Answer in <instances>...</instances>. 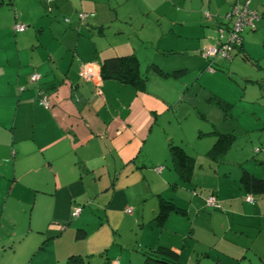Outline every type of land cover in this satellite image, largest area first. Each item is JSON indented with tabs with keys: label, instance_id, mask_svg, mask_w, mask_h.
<instances>
[{
	"label": "crops",
	"instance_id": "obj_1",
	"mask_svg": "<svg viewBox=\"0 0 264 264\" xmlns=\"http://www.w3.org/2000/svg\"><path fill=\"white\" fill-rule=\"evenodd\" d=\"M235 1L0 4L12 10L0 13V264L103 254L108 264H143L157 246L181 264H264V193L240 180L245 170L264 179V0H250L256 19L229 63L216 60L209 72L203 55L227 36ZM42 4L62 22L38 15ZM128 54L147 66L141 90L99 75L104 58ZM83 64L94 82L80 77ZM211 105L232 131L203 112ZM236 131L226 153L208 154L217 133ZM170 145L187 155V171Z\"/></svg>",
	"mask_w": 264,
	"mask_h": 264
},
{
	"label": "trees",
	"instance_id": "obj_2",
	"mask_svg": "<svg viewBox=\"0 0 264 264\" xmlns=\"http://www.w3.org/2000/svg\"><path fill=\"white\" fill-rule=\"evenodd\" d=\"M4 0H0L2 4ZM157 69L154 65L149 66ZM99 75L103 79H115L120 83L129 84L138 90L143 89L146 81V71H141L140 63L136 55L128 54L123 56L106 57L101 61L99 67ZM42 92H39V98ZM218 103V102H217ZM237 136L232 133H217L216 140L210 147L208 154L211 157H218L228 151L235 143ZM170 156L175 162L178 171L181 169L187 171L188 157L185 155L181 147L170 145ZM241 183L248 192L264 193V179L253 176L246 170L241 176ZM176 208L172 203L163 202V207ZM161 215V212H160ZM68 264H82L79 259L73 258ZM143 264H181L176 252L165 246H157L153 250L145 252Z\"/></svg>",
	"mask_w": 264,
	"mask_h": 264
},
{
	"label": "built area",
	"instance_id": "obj_3",
	"mask_svg": "<svg viewBox=\"0 0 264 264\" xmlns=\"http://www.w3.org/2000/svg\"><path fill=\"white\" fill-rule=\"evenodd\" d=\"M250 0H236L231 8L230 12L227 14L228 20H230V25L227 29V36L225 38L222 37V29H220V40L214 46H208L203 48V55L208 60L207 70L209 72L215 71V62L216 60H225L230 59L232 56V51L234 48H238L241 46L242 37L241 34L245 27L253 26L254 19H256L255 13L249 10ZM205 16H209L205 13ZM87 17L86 13H79L78 18L83 20ZM15 31H23L25 26L23 24L17 23L14 26ZM80 77L88 82H94L96 78V71L90 64H83L81 70L79 71ZM40 75L37 72H33L30 75V80L35 82L38 80ZM39 101L48 105V100L45 95L42 94ZM246 200L248 202H253V197L248 194L246 196ZM207 206L209 208L215 205L214 196L210 195L206 199ZM81 211L80 208H75L72 212V215H78ZM131 210L128 209L127 212Z\"/></svg>",
	"mask_w": 264,
	"mask_h": 264
},
{
	"label": "rangeland",
	"instance_id": "obj_4",
	"mask_svg": "<svg viewBox=\"0 0 264 264\" xmlns=\"http://www.w3.org/2000/svg\"><path fill=\"white\" fill-rule=\"evenodd\" d=\"M11 12L12 13V10H11V8L9 7V6H7V5H4L3 7H1L0 8V13H1V15H3V16H5L6 14H7V12ZM35 11H38L39 12V10H35ZM40 11H41V9H40ZM36 13V12H35ZM40 14H42L43 16H44V18H48V19H50L51 21H57V22H62V17H64V16H62V15H64V14H61V13H59L58 12V10H56V11H54V13H52L51 14V12H48V8H47V6L45 5V4H42V13H39L38 15H40ZM43 16H41V17H43ZM67 20V19H66ZM79 21V20H78ZM63 26L64 27H62L61 29L62 30H64V29H68V26L67 25H65L64 23H63ZM67 26V27H66ZM74 29H75V27H74ZM74 29H71V30H74ZM75 35H76V33H75ZM130 40H132V42H134V41H136V38H130ZM126 41V39H124L122 42H125ZM136 52V54H138L139 56H141L142 54H140L141 52H139V50H135ZM142 52H143V50H142ZM103 55V54H102ZM102 57V56H101ZM240 56H238L237 58H239ZM223 61H225V62H228L229 63V59H225V60H223ZM140 69H141V71L143 72V71H146V69H147V66L146 65H144V62L143 61H141L140 60ZM226 66V65H225ZM216 68H217V66H215ZM227 67V66H226ZM226 67H225V69H226ZM218 69L220 70V66L218 67ZM223 72H226L225 70H223ZM200 96V95H199ZM202 96H200L199 98L202 100V98H201ZM200 107H202V104H201V102H200V106H199V108ZM202 110H203V112H205L206 113V115L208 116V118L211 120H214L215 122V124H218V127H219V129L220 130H223V131H232V127L233 126H235L234 125V123H233V121L231 120V119H227V121L225 122V123H223V124H219L218 123V120H219V118H220V112L218 111V109H216L215 107H214V105H211L209 108L207 107V106H204L203 108H202ZM215 118V119H214ZM220 121V120H219ZM235 135H237V140H240V133H241V131H236V132H233ZM242 134V133H241ZM255 146H259L260 148H261V144L258 142V141H255V144H254ZM262 147H264V146H262ZM126 248H128V249H131V246H127ZM83 264H108V262H107V257H106V255L105 254H103V255H94V256H90V257H86L85 258V260H84V262H83Z\"/></svg>",
	"mask_w": 264,
	"mask_h": 264
}]
</instances>
